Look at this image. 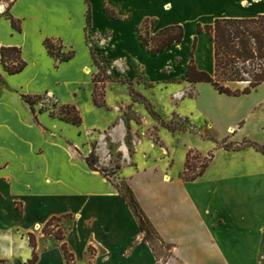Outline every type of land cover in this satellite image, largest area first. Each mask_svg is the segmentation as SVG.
I'll return each instance as SVG.
<instances>
[{"label":"crops","instance_id":"1","mask_svg":"<svg viewBox=\"0 0 264 264\" xmlns=\"http://www.w3.org/2000/svg\"><path fill=\"white\" fill-rule=\"evenodd\" d=\"M39 1L51 3V10L57 15L70 14L69 3L80 4L82 17L73 37L50 33L41 27L37 33L40 51L53 69L71 70L80 57L83 62L74 72L66 73L65 95L49 89L28 94L21 87L17 90L18 98L28 108L33 123L50 135L53 133L46 128L55 127L52 117L40 114L42 126L39 125L22 96L50 92L62 105L76 108L81 125L58 120L57 129L62 136L53 138L66 141L65 131H73L77 140L73 148L70 146V153L81 162V168L58 189L57 180L45 165L36 164V170L25 165L14 171L10 162L0 159V261L25 264L32 257L27 235L54 217L71 215L63 241L55 238V245L43 249L37 240V249L41 250L35 264H66L62 242L72 253L73 264H264V154L252 147L226 150L216 146L219 142L205 144L199 130H195L198 117L208 127L229 120L221 141L228 138L234 146H240L248 140L264 147V112L256 104L242 115L235 105L242 96L220 94L209 83L190 84L185 77L196 35L194 63L198 70L214 73L213 44L206 34L196 33L198 23L256 18L264 15V0ZM31 7L32 3L26 0H14L8 7L9 14L4 16L6 4L0 5V24L8 27L6 40L0 38V48L20 49L26 63L21 73L30 66V60L20 39L25 22L34 17L19 14L18 10ZM105 7L118 18H109ZM9 16L20 22L19 32L12 28ZM146 18L155 19L158 29L181 25L182 42L151 56L140 46L136 31ZM107 32L112 37L102 52L116 67V80L106 84V107H97L92 99L94 64L86 37ZM46 38L60 40L63 51H74V57L56 66L43 45ZM2 72L4 81L16 76ZM226 86L243 89L238 83ZM130 88L150 103L162 121L184 119L189 129L172 132L163 127L142 102L133 99ZM128 113L133 117L128 118ZM102 143H106L108 150L107 164L102 160ZM93 147L99 168L111 170L119 165L112 177L130 187L167 249L166 256L158 258L143 240L135 216L110 176L88 166L86 158ZM190 150L202 155L213 150L214 158L201 177L185 182L181 174ZM44 152L38 146L33 155Z\"/></svg>","mask_w":264,"mask_h":264},{"label":"rangeland","instance_id":"2","mask_svg":"<svg viewBox=\"0 0 264 264\" xmlns=\"http://www.w3.org/2000/svg\"><path fill=\"white\" fill-rule=\"evenodd\" d=\"M14 0H0V5L6 4L4 16L8 15V7ZM28 3H32V7L22 8L18 10L19 14L27 15L31 14L34 18L29 19L24 25V36L21 37L20 42L24 46L27 58L30 60V66L21 74L14 77H9L4 81V73L0 65V159L10 162L13 165L14 171H20L25 165L30 168H37V166L45 165L48 173L52 174L57 180V187L61 189L64 184V180L72 173L80 170L81 162L74 160L70 153V146L73 148V143L76 142L77 137L73 134L72 130H66L64 139L66 141H56L53 138L62 136L57 129L58 119L50 118V111L59 110L62 105L61 102L50 92H44L39 94V98L36 100L34 109V118L40 125V114H45L54 123L53 129H48L53 135L41 131L32 120L29 110L23 105V102L18 98V92L22 87L23 91L28 94H37L46 89L54 90L55 92L65 95L67 93L66 88V73L74 72L75 69L82 64L83 59L78 58L76 66L69 68L68 71H57L53 69L51 63L46 60L42 52L40 51L39 36L37 33L38 28H43L50 33H62L68 34L73 37L77 31L78 25L81 21L80 4L69 3L68 9L70 14L61 13L58 14L51 10L53 5L50 3L40 4L39 0H26ZM8 35V27L5 24H0V38L6 40ZM112 35L107 32L105 34L86 37L87 44L90 50L93 52L95 58L99 64L105 68L107 75L112 80H116L115 73L116 67L112 61L106 57L104 48L107 47ZM98 72L96 66H94L95 75ZM242 87V86H240ZM238 89V88H236ZM231 89V90H236ZM242 89V88H240ZM191 93V92H190ZM264 112V86L258 87L256 91H253L249 95H243L241 101L236 103V108L240 109L242 115H246L247 110L256 105ZM55 106V108H53ZM39 110H42L39 113ZM128 118H132V114H127ZM34 119V120H35ZM39 119V122H38ZM229 123V120L222 122L220 125H214V127H208L200 121L198 117V123H196L195 130H199V134L203 136L205 144H215L217 147H223L226 145H233L231 139H224L221 141L225 133V124ZM170 124L173 127L181 128L185 126L188 130V125L184 119L174 118ZM42 126V124H41ZM44 128V127H43ZM194 132V131H193ZM233 133V132H231ZM69 140L70 145L67 143ZM221 141V142H220ZM225 141V144L223 143ZM243 143H241L242 145ZM42 147L45 152L37 157L33 155V151L36 147ZM78 155L82 152L79 148H76ZM101 155L104 164L108 162V150L106 143H102ZM118 162V155L116 156L115 163ZM37 164V166H36ZM33 168V169H34ZM43 172V171H42ZM40 172V173H42ZM42 175V174H41ZM110 180L113 183L119 182L116 177H112L110 174ZM20 208V206H17ZM71 215L53 221L51 225L44 229L43 226L36 227L32 230L35 235L36 241V254L43 249L49 248L55 245V238L52 233L58 235L64 234L70 223ZM44 229V231H43ZM25 236V234H23ZM40 241L41 248L38 250L37 240ZM152 243L156 252V256H166L167 249L162 245L156 236L152 235ZM0 264H10L9 261H0Z\"/></svg>","mask_w":264,"mask_h":264},{"label":"trees","instance_id":"3","mask_svg":"<svg viewBox=\"0 0 264 264\" xmlns=\"http://www.w3.org/2000/svg\"><path fill=\"white\" fill-rule=\"evenodd\" d=\"M109 18L114 19L118 16L108 7L104 9ZM12 28L15 31H20V22L9 16ZM91 22L90 8L86 13V26L89 27ZM157 21L155 19L146 18L142 24L136 29L140 46L145 49L151 56L155 57L164 52L169 46L179 44L184 37V29L181 25H170L163 28H156ZM197 34H206L213 44L214 49V73L212 75L197 69L194 63V52L196 49L197 35L194 36L192 43L191 59L187 66L185 77L188 83H209L218 93L225 94L231 97H239L249 95L256 91L258 87L264 86V15L256 18L232 19L221 18L215 19L212 24L196 25ZM43 45L56 66L68 62L74 57V51H63V45L60 40L46 38ZM92 61L97 67L98 72L93 75L92 83L94 85L92 99L97 107H106L105 104V88L109 82H114L107 75L105 68L99 64L91 51ZM0 65L2 70L9 76L21 73L26 67V63L21 58L20 49L16 47H1L0 48ZM123 82V80H119ZM228 83H238L243 85V89L231 90L226 85ZM130 93L135 101H140L145 105L150 116L158 121L163 127L169 131L185 130V126L181 128L173 127L170 123L162 121L157 112L154 111L150 103H148L140 94L130 88ZM189 96L192 93L188 94ZM24 102L29 106L32 114H35V103L38 96H22ZM55 108V106H53ZM42 110H39L41 113ZM50 116L58 120L79 127L82 123V118L76 108L72 105H61L56 112L54 109L50 111ZM158 143V139L154 138ZM225 144V141L223 142ZM241 147H252L255 150L264 154V147L251 141H244L240 146L224 145L222 148L226 150H238ZM214 158V151H209L206 155L190 150L186 155V161L181 179L185 182H192L201 177L206 171L209 163ZM88 166L95 171L103 173L105 176H110L119 169L116 164L111 170L99 168L98 157L95 153V147L86 158ZM120 197L125 204L130 208L139 226V230L143 235V240L146 241L154 254L155 249L152 243V235L154 234L158 241L163 245L150 221L146 217L144 211L135 199L134 194L125 181L113 183ZM59 218L50 219L44 226V229L49 227L53 221H58ZM43 229V231H44ZM53 235L59 241H63L64 237L61 233ZM28 243L32 249V257L25 264H35L37 262V254L35 252L36 241L35 236L31 233L28 235ZM61 249L63 251L66 264H73V255L69 252L66 244L62 242Z\"/></svg>","mask_w":264,"mask_h":264}]
</instances>
